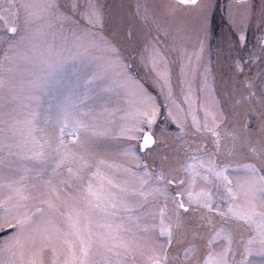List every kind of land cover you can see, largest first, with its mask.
Here are the masks:
<instances>
[{"label": "snow or ice", "instance_id": "1", "mask_svg": "<svg viewBox=\"0 0 264 264\" xmlns=\"http://www.w3.org/2000/svg\"><path fill=\"white\" fill-rule=\"evenodd\" d=\"M0 264H264V0H0Z\"/></svg>", "mask_w": 264, "mask_h": 264}, {"label": "rangeland", "instance_id": "2", "mask_svg": "<svg viewBox=\"0 0 264 264\" xmlns=\"http://www.w3.org/2000/svg\"><path fill=\"white\" fill-rule=\"evenodd\" d=\"M222 3H224L225 5H227V3L229 2V0H221ZM221 24V13L219 12V10H217V14L215 16L214 19V25L216 27V31H219V26ZM250 39H251V34H250Z\"/></svg>", "mask_w": 264, "mask_h": 264}]
</instances>
